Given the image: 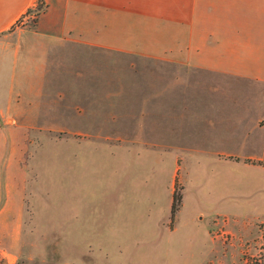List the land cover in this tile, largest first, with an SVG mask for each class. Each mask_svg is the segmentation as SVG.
<instances>
[{"label": "rangeland", "instance_id": "obj_1", "mask_svg": "<svg viewBox=\"0 0 264 264\" xmlns=\"http://www.w3.org/2000/svg\"><path fill=\"white\" fill-rule=\"evenodd\" d=\"M46 44L0 64V103L12 77L30 93L0 137V191L19 185L23 195L22 212L0 216V264H264V169L223 165L197 133L209 118L222 128L230 112L243 116L230 121L238 129L252 125L264 87L233 81L220 88L232 95L195 101L168 89L162 65ZM23 121L34 126L17 131ZM171 180L174 215L164 212Z\"/></svg>", "mask_w": 264, "mask_h": 264}, {"label": "crops", "instance_id": "obj_2", "mask_svg": "<svg viewBox=\"0 0 264 264\" xmlns=\"http://www.w3.org/2000/svg\"><path fill=\"white\" fill-rule=\"evenodd\" d=\"M37 1L0 0L1 67L8 58L7 52L16 60L19 50L45 51L46 43L62 42L67 44L63 47L67 52L100 50L162 65L166 71L164 79L170 78L167 79L168 89L173 91L175 84L182 95L195 101L212 92L225 97L232 95V91L222 92L220 88L233 81L264 87V0H42L43 10L36 15L34 23L28 28L22 27L27 11L35 8ZM5 76L0 74L2 79ZM178 84L183 86L178 87ZM21 85L12 77L0 103V137L2 131L13 130L6 125L12 119L11 110L20 107L21 99L28 100L23 95H30L29 88L23 92ZM43 96L40 88L33 95L37 99ZM81 107L77 105L76 110ZM224 118L226 124L222 128H217L219 125L215 126L211 118L197 126V133L203 134V138L206 134L203 146L219 150L207 154L213 159L218 157L229 167L244 163L254 169H264L263 165H257L264 163V113L245 129H238L235 122L230 123L240 121L243 116L239 118L230 112ZM29 123L21 122L17 131H27L34 126ZM88 123L84 120L85 125ZM91 125L94 124L91 122ZM10 141L13 147L18 140ZM15 145L20 147L19 143ZM196 145L198 150L202 146L198 139ZM16 159L11 155L6 162L18 163ZM8 173L12 175V170ZM169 186L170 199L164 208L168 214L172 207L173 180ZM5 190L0 191V216L3 214L7 221L12 216L5 213L23 211V195L19 185L14 192L10 185ZM203 199L200 194L198 202H204ZM16 219L19 222L20 217ZM170 224L171 221L169 231L174 232L176 228ZM161 230L165 231L163 226ZM207 253L211 257L214 254L208 250ZM200 264H204V260Z\"/></svg>", "mask_w": 264, "mask_h": 264}, {"label": "trees", "instance_id": "obj_3", "mask_svg": "<svg viewBox=\"0 0 264 264\" xmlns=\"http://www.w3.org/2000/svg\"><path fill=\"white\" fill-rule=\"evenodd\" d=\"M42 10H43L42 0H38V1H37V4H36V6H35V8H33L32 10H28V11H27V14H31V13L35 12L36 15H37V14H39L40 12H42ZM20 21H21V20H20ZM20 21H19V22H20ZM263 165H264V163H263ZM179 202H180V198H179L178 195L175 193V194L173 195V202H172V207H171V214H172V215H174V214L178 211L179 206H180Z\"/></svg>", "mask_w": 264, "mask_h": 264}]
</instances>
